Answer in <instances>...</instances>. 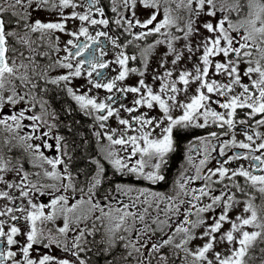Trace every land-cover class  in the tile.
Wrapping results in <instances>:
<instances>
[{
  "label": "snow or ice",
  "instance_id": "1",
  "mask_svg": "<svg viewBox=\"0 0 264 264\" xmlns=\"http://www.w3.org/2000/svg\"><path fill=\"white\" fill-rule=\"evenodd\" d=\"M0 264H264V0H0Z\"/></svg>",
  "mask_w": 264,
  "mask_h": 264
},
{
  "label": "flooded vegetation",
  "instance_id": "2",
  "mask_svg": "<svg viewBox=\"0 0 264 264\" xmlns=\"http://www.w3.org/2000/svg\"><path fill=\"white\" fill-rule=\"evenodd\" d=\"M192 138V136L190 134L185 135V137L183 138V140H181L178 145H179V157L177 158V164L182 162L183 159V154H184V150L187 147L188 141ZM182 155V156H181Z\"/></svg>",
  "mask_w": 264,
  "mask_h": 264
},
{
  "label": "trees",
  "instance_id": "3",
  "mask_svg": "<svg viewBox=\"0 0 264 264\" xmlns=\"http://www.w3.org/2000/svg\"><path fill=\"white\" fill-rule=\"evenodd\" d=\"M182 136H183V138L185 137V135L182 133ZM183 138H178V143L181 141V140H183ZM179 149H178V153H177V158L179 157Z\"/></svg>",
  "mask_w": 264,
  "mask_h": 264
},
{
  "label": "bare ground",
  "instance_id": "4",
  "mask_svg": "<svg viewBox=\"0 0 264 264\" xmlns=\"http://www.w3.org/2000/svg\"><path fill=\"white\" fill-rule=\"evenodd\" d=\"M182 156V155H181Z\"/></svg>",
  "mask_w": 264,
  "mask_h": 264
}]
</instances>
